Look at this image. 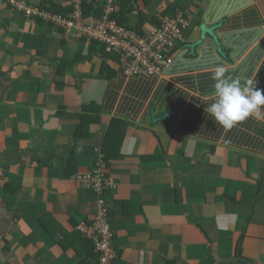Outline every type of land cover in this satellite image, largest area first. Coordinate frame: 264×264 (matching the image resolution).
I'll return each instance as SVG.
<instances>
[{"label":"crops","instance_id":"crops-1","mask_svg":"<svg viewBox=\"0 0 264 264\" xmlns=\"http://www.w3.org/2000/svg\"><path fill=\"white\" fill-rule=\"evenodd\" d=\"M130 4L134 27L139 13L170 8L192 21L161 75L126 76L109 61L116 72L101 76V56L72 63L88 54L85 42L0 0V264L94 260L78 227L98 207L78 176L107 163L102 151L115 120L126 124L106 170L115 264H239L232 259L244 230L245 258L264 264V110L232 129L204 111L212 67L264 89V0ZM194 22L221 24L220 44L207 36L191 54L188 45L201 37ZM116 130L115 138L124 128Z\"/></svg>","mask_w":264,"mask_h":264},{"label":"built area","instance_id":"built-area-1","mask_svg":"<svg viewBox=\"0 0 264 264\" xmlns=\"http://www.w3.org/2000/svg\"><path fill=\"white\" fill-rule=\"evenodd\" d=\"M13 8L24 11L28 16L39 17L49 23L63 27L67 33L76 32V37L86 40H97L107 47L108 52L119 56L121 69L126 76H157L161 75L173 63L176 46L185 43L188 22L179 14L176 18L158 16L159 25L147 35L140 37L132 30L120 26L110 19L115 11L116 0H106L104 14L101 18L91 17L87 23L81 22L78 11L70 18L40 11L26 5L20 0H6ZM107 164L101 158L90 175H79L78 180L87 190L93 191L97 213L91 224L82 223L78 231L94 246L99 254V264H115L116 250L113 246L114 232L109 220L103 193L113 186L106 175Z\"/></svg>","mask_w":264,"mask_h":264},{"label":"trees","instance_id":"trees-1","mask_svg":"<svg viewBox=\"0 0 264 264\" xmlns=\"http://www.w3.org/2000/svg\"><path fill=\"white\" fill-rule=\"evenodd\" d=\"M8 6L10 8H13L11 4H9L6 0H4ZM22 1V0H20ZM95 1V0H93ZM135 1V0H133ZM23 2V1H22ZM132 2V0H116V3L120 4L122 10L121 12L118 13H112L110 16V19L113 21H116L120 26H123L125 28H127L128 30H132L135 33H137L138 36L143 37L145 35L148 34V32H146L144 30V26L147 23L153 24L154 27L158 26L159 23V19H158V15L154 16V17H150L148 15H146L145 13L141 12L138 15V22L137 25L134 27L132 25L129 24V19H130V15L133 13L134 8L131 7V9L127 10V6ZM131 5V4H130ZM30 6V5H28ZM34 8H37L40 11H44L47 13H52L55 15H59L63 18H70V16H73L75 13H77L78 11L81 13V22H83L84 24H88L87 21L89 18L91 17H95V18H101L104 14V9H105V2L103 3L102 6H99L98 3L96 4L95 2H87L86 0H64V2H58L57 0H41L40 3L37 6H32ZM18 12L23 13L25 16L30 17V18H35L37 20H39V17H33V16H28L27 14H25L24 11H19L16 8H13ZM179 14L183 15V18L188 22L189 27L187 28V32H186V36L190 35L189 32H192V21L190 19V17L185 14L184 12H176L175 9L173 10L172 8H170L167 11H164L161 15L164 17H171V18H176ZM43 20V19H42ZM40 21V20H39ZM42 22V21H41ZM43 23V22H42ZM197 24H199L197 22ZM201 25V23L199 24V26ZM153 27V28H154ZM63 30L64 29V34H68L67 30L63 27H61ZM68 38L69 37H74L75 39L81 41V42H85L87 47H88V54L87 55H79L78 58L73 61L72 63H80V62H88V61H92L95 56H101V58L103 59L102 61V66H101V70H100V74L101 76L106 75L107 77H112V74L114 72H116L114 69H112L109 65V61H113L114 63L117 64V66L119 67V71H122L121 69V63H120V58L119 56L112 54L110 52H108L107 47L100 43L97 40H93V41H87L86 38H78L76 37V32L73 31L72 33L68 34ZM178 48V45L175 48ZM123 72V71H122ZM118 127H120L122 129V127L124 128L123 132L120 133V136L118 138V136L115 138V135L117 134L116 130ZM126 124L122 121H118L115 120L111 127L110 130L107 134L106 137V143H105V147L103 149V154L105 155V160H106V164L107 167L110 166L111 161H112V157H111V150H120L121 145L123 144L124 138H125V131H126ZM119 132V131H118ZM118 152V151H117ZM109 178V177H107ZM259 186H262L261 184ZM90 193H92L95 196V199L97 200V195L91 191L88 190ZM247 193V192H246ZM103 198L105 199L106 202V207L108 209V214H109V220L112 224V220H111V214H112V206L110 205L109 201H108V189H105V192L103 193ZM112 230L113 229V225H112ZM114 232V231H113ZM245 238H246V230L243 231V233L240 235V237L237 239V243H236V251L234 254V258L232 259L234 262H237L239 264H256L254 263V261H251L249 259H246L244 256V242H245ZM114 240V238H113ZM83 243H87L88 245H91L92 249H93V253L94 251V246H92V242L89 240L87 241L85 238L82 239ZM94 260L90 263V264H99V254L95 253V256L93 258ZM88 264V263H86ZM232 264V263H230Z\"/></svg>","mask_w":264,"mask_h":264},{"label":"clouds","instance_id":"clouds-1","mask_svg":"<svg viewBox=\"0 0 264 264\" xmlns=\"http://www.w3.org/2000/svg\"><path fill=\"white\" fill-rule=\"evenodd\" d=\"M210 71L214 81L213 100L204 111L219 126L232 129L250 116L258 117L264 110V89H258L252 79L242 83L239 77L226 76L223 66L212 67Z\"/></svg>","mask_w":264,"mask_h":264},{"label":"water","instance_id":"water-1","mask_svg":"<svg viewBox=\"0 0 264 264\" xmlns=\"http://www.w3.org/2000/svg\"><path fill=\"white\" fill-rule=\"evenodd\" d=\"M220 26H221V24H219L217 26H213V27H208L205 24L201 25V27H200V32H201L200 39L197 42L188 45V47L191 49V54H195L196 47L201 45L207 36L212 37L214 39V41L219 45L220 42H219V39H218L215 32ZM171 114L172 113L166 115L165 118H170Z\"/></svg>","mask_w":264,"mask_h":264},{"label":"rangeland","instance_id":"rangeland-1","mask_svg":"<svg viewBox=\"0 0 264 264\" xmlns=\"http://www.w3.org/2000/svg\"><path fill=\"white\" fill-rule=\"evenodd\" d=\"M24 3H25V2H24ZM196 24H197V22H194V25H195V26H196ZM78 181H79V180H78ZM81 224H82V223H81ZM81 224H80V225H81ZM113 243H114V242H113Z\"/></svg>","mask_w":264,"mask_h":264}]
</instances>
